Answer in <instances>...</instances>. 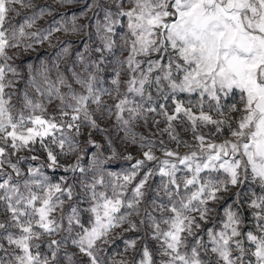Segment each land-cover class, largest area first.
I'll use <instances>...</instances> for the list:
<instances>
[{
    "label": "snow or ice",
    "instance_id": "6c2138e0",
    "mask_svg": "<svg viewBox=\"0 0 264 264\" xmlns=\"http://www.w3.org/2000/svg\"><path fill=\"white\" fill-rule=\"evenodd\" d=\"M86 8L104 10L91 48L96 58L85 63L78 54L82 70L69 69L86 94L72 90L59 64L55 79L44 68L21 94L17 51L51 46L55 33L86 26L53 21L33 31L50 5L0 0V264H61V255L66 264H83L80 257L87 264H264V0H106ZM23 10L33 11L17 21ZM116 48V127L141 150L140 158L125 157L134 163L124 173L107 171L97 153L90 168L81 163L88 146L102 148L92 136L105 131L94 117L103 104L96 70ZM32 92L49 104L58 100L57 111ZM138 122L151 123L148 135L136 131ZM117 155L113 149L108 159ZM57 169L84 179L77 186L47 174ZM248 184L255 190L243 196ZM141 226L155 252L147 244L138 249L136 237L125 240V253L137 254L131 260L102 257Z\"/></svg>",
    "mask_w": 264,
    "mask_h": 264
},
{
    "label": "rangeland",
    "instance_id": "374dc122",
    "mask_svg": "<svg viewBox=\"0 0 264 264\" xmlns=\"http://www.w3.org/2000/svg\"><path fill=\"white\" fill-rule=\"evenodd\" d=\"M99 2L101 4L105 3L106 0H73L72 3H61L60 0H35L37 5L43 6L48 4L53 9L51 15H45L43 18L37 20L36 27L32 29L35 31L36 29L43 28L47 29L50 26L55 27L56 24L53 21L63 24L69 29L71 28L73 22L77 26L85 25L81 32H58L54 34L52 39V44L49 46L48 42L43 44H35L32 49L24 50L23 46L20 50L17 51V57L15 59V67L18 69L20 73V79L18 81V89L22 94L25 90H29V83L31 77L36 75L39 78V73L47 68L49 70V75L52 79H55L56 76V65L59 64V71L63 72L67 81L72 86V90L77 93L86 94L81 85L77 84L72 77L71 71L69 69H73L75 71H81L82 65L79 61L78 54H83L85 56V63L96 58V54L91 52V48H94L99 40L96 35V21L100 20L103 22L104 10L102 8L96 9L95 14L93 12L88 11L86 8V4ZM33 10H23L21 17H16L17 21H22L23 17L26 15H31ZM38 11V9H36ZM86 13V15H84ZM118 33H122L124 31L123 27L117 25ZM67 47L68 52L65 53L63 48ZM127 53H124L126 55ZM122 59L121 50L119 48L114 49L113 53L107 54V60L105 63L101 64L99 69L96 70L97 81L95 83V89L101 95V100L103 102L102 107L94 112V117L97 120L100 128L105 129V131L95 130L92 132L93 138L102 145L101 150H97L91 146H88L87 152L82 160V165L85 168H90L92 163V153H97L100 156L101 160L106 161L104 164V168L107 171L114 173H124L131 169L132 163L134 160H127L125 157L128 156L129 153L132 154L134 158H140L141 150L138 145H132L128 141H126L124 137V133L117 131L116 120L114 115L113 105L116 103L114 99L115 86L112 84V80L114 78V68L118 65V60ZM127 79L125 73H121V85L120 92L123 93L126 91V84L123 83L124 80ZM62 92H67V87L61 88ZM112 93V95H107L106 93ZM37 99L43 101V103L47 106L49 113H53L57 111V106L59 105V101L54 99L49 104L48 100L43 97H39L34 92L31 93ZM152 94L154 99H156V93L152 90ZM129 98L140 100V97L134 96L129 93ZM182 99H187L186 95L181 96ZM194 99V97H193ZM237 97L230 98L227 103L235 102ZM109 108H113L112 114L108 112ZM90 109H96V105L90 103ZM152 125L149 123L147 127L142 123L138 122L136 126V131L148 135V129L151 128ZM163 127V125H161ZM85 136L79 137L81 141L86 138L87 132L89 129L85 128L84 130ZM177 131L179 134L185 138L189 139L190 134L182 130L181 126H177ZM165 141L168 143L169 147L174 146V142L169 141L167 136L163 137ZM109 139L111 140V146L109 145ZM113 149L118 153L115 158L108 159L112 156ZM182 152L185 149H180ZM160 155V153H157ZM24 155H30V153H24ZM74 157H63V163H72L74 161ZM36 163V162H32ZM26 166V165H25ZM49 176H52L53 179H58L61 176H67L69 178L70 183H78L81 179H84V176L79 172L76 173H66L61 169H57L53 174L52 170H46ZM92 176V172L88 171L87 177L90 179ZM107 178V177H106ZM160 177H155L150 183L155 187V185L159 184ZM79 190V188H77ZM251 190H255V186L248 184L245 185L240 191L243 196H246ZM237 191L236 189H232V192ZM154 196V192L148 193V199L151 200ZM227 203H231V196H229ZM81 208L86 207V204H81ZM222 211L220 215H222ZM83 219L85 222L88 220V215L84 214ZM250 226V225H249ZM124 239H117L116 242L110 245L105 249V252L102 253V257H115L116 259H129L131 260L133 256L137 254L134 252L125 253V240L128 238H136L139 237L140 241L137 245L139 249L141 245L147 244L148 247L155 252L156 242L148 238L146 234V230L144 226H141V231L139 232H127L123 234ZM59 238V237H57ZM69 251H75L70 245L68 247ZM42 251H47L46 248L42 247ZM123 254V255H118ZM138 258V257H137ZM83 264H87L86 257H80ZM61 264H66L64 261L63 255H61Z\"/></svg>",
    "mask_w": 264,
    "mask_h": 264
}]
</instances>
